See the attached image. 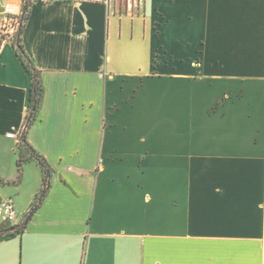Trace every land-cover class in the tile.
<instances>
[{
  "label": "crops",
  "instance_id": "obj_1",
  "mask_svg": "<svg viewBox=\"0 0 264 264\" xmlns=\"http://www.w3.org/2000/svg\"><path fill=\"white\" fill-rule=\"evenodd\" d=\"M24 1L0 0V27ZM22 40L43 86L27 141L54 173L0 264H264V0H32ZM13 43L0 229L44 187L36 160L16 182L31 75Z\"/></svg>",
  "mask_w": 264,
  "mask_h": 264
},
{
  "label": "trees",
  "instance_id": "obj_2",
  "mask_svg": "<svg viewBox=\"0 0 264 264\" xmlns=\"http://www.w3.org/2000/svg\"><path fill=\"white\" fill-rule=\"evenodd\" d=\"M31 4H32V0L24 1L23 12H21L20 15V26L17 28L16 35H14V43H13L15 51L21 59L20 61L24 65V68L31 75L30 76L31 77L30 108L27 115L26 123L24 124V127L19 136L20 140H18L19 156L17 160L18 174H17L16 182H19L20 179H22V175L24 172V168H23L24 164L29 160H36L44 171L43 173L44 187L38 194L35 204H33L29 214L22 223L20 224L18 223L14 226H10L5 229H0V240L8 239L17 236L18 234L20 235L21 233L24 232L28 220H30L32 214L39 207V205L42 204V201L45 198L47 190L49 189L51 184V175L52 173H54L52 166L46 160L45 156L40 154L38 150L27 141L28 140L27 129L37 118L38 110L42 102V92H43V86L40 78L41 76L40 69H38V67L32 61L33 59L25 51L23 45L24 43L22 40L23 28H25V23L26 20L28 19ZM1 182L4 181L0 178V183ZM6 183H10V182H6Z\"/></svg>",
  "mask_w": 264,
  "mask_h": 264
},
{
  "label": "built area",
  "instance_id": "obj_3",
  "mask_svg": "<svg viewBox=\"0 0 264 264\" xmlns=\"http://www.w3.org/2000/svg\"><path fill=\"white\" fill-rule=\"evenodd\" d=\"M37 1H42V2H49L51 0H37ZM108 3L110 2V0H106ZM110 11L112 13L116 12V8L114 5L110 6ZM18 15H7L3 22L2 25L0 27V40H3L5 38H12L13 35V21H17L19 20L20 17H18ZM10 137L12 138H16L17 141L20 140V137L17 136L15 133H10L9 134ZM0 216L3 217V220H6L7 222H13L14 220L17 219L18 216V211L16 209L15 206V202L12 199H7V200H3L0 203Z\"/></svg>",
  "mask_w": 264,
  "mask_h": 264
},
{
  "label": "rangeland",
  "instance_id": "obj_4",
  "mask_svg": "<svg viewBox=\"0 0 264 264\" xmlns=\"http://www.w3.org/2000/svg\"><path fill=\"white\" fill-rule=\"evenodd\" d=\"M20 15H21V13H20ZM20 15H18V17H20ZM13 35H16V32H17V28L20 26V18H19V20H18V22L17 21H13ZM8 223H13V222H8Z\"/></svg>",
  "mask_w": 264,
  "mask_h": 264
}]
</instances>
